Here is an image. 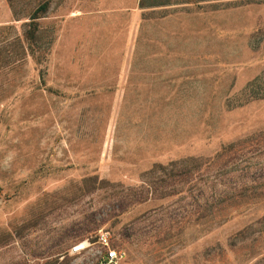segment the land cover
<instances>
[{
  "label": "rangeland",
  "instance_id": "obj_1",
  "mask_svg": "<svg viewBox=\"0 0 264 264\" xmlns=\"http://www.w3.org/2000/svg\"><path fill=\"white\" fill-rule=\"evenodd\" d=\"M253 82L264 0H0V264H264Z\"/></svg>",
  "mask_w": 264,
  "mask_h": 264
},
{
  "label": "built area",
  "instance_id": "obj_2",
  "mask_svg": "<svg viewBox=\"0 0 264 264\" xmlns=\"http://www.w3.org/2000/svg\"><path fill=\"white\" fill-rule=\"evenodd\" d=\"M112 235L108 230L101 229L96 234L97 257L94 264H123L127 254L124 249L113 245ZM89 243L83 242L75 246L76 251L88 249Z\"/></svg>",
  "mask_w": 264,
  "mask_h": 264
},
{
  "label": "trees",
  "instance_id": "obj_3",
  "mask_svg": "<svg viewBox=\"0 0 264 264\" xmlns=\"http://www.w3.org/2000/svg\"><path fill=\"white\" fill-rule=\"evenodd\" d=\"M43 10L45 9V6H43L42 8ZM38 16H33L32 17V22H31V26H34V31H36L37 27H35V20ZM247 89H249V94H248V99L250 98H260V97H264V89L263 88H259L258 86H255L254 82L249 84L247 86Z\"/></svg>",
  "mask_w": 264,
  "mask_h": 264
}]
</instances>
